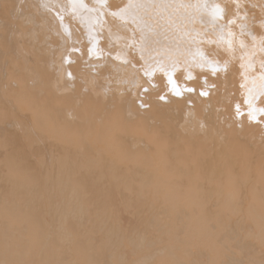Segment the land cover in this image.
Returning <instances> with one entry per match:
<instances>
[{"label":"bare ground","instance_id":"1","mask_svg":"<svg viewBox=\"0 0 264 264\" xmlns=\"http://www.w3.org/2000/svg\"><path fill=\"white\" fill-rule=\"evenodd\" d=\"M159 2L0 0V264H264V0Z\"/></svg>","mask_w":264,"mask_h":264},{"label":"snow or ice","instance_id":"2","mask_svg":"<svg viewBox=\"0 0 264 264\" xmlns=\"http://www.w3.org/2000/svg\"><path fill=\"white\" fill-rule=\"evenodd\" d=\"M169 5H164L159 2V0H128L127 5L125 6V11H131V12H136L140 9H148L151 7H168ZM219 9H215V13H219ZM204 94V93H202Z\"/></svg>","mask_w":264,"mask_h":264}]
</instances>
